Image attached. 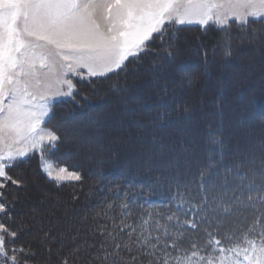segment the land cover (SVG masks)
Returning a JSON list of instances; mask_svg holds the SVG:
<instances>
[{"label": "snow or ice", "instance_id": "6c2138e0", "mask_svg": "<svg viewBox=\"0 0 264 264\" xmlns=\"http://www.w3.org/2000/svg\"><path fill=\"white\" fill-rule=\"evenodd\" d=\"M233 22L241 46L264 50V0H0V214L10 208L3 190L23 184L10 170L34 152L57 185L83 181L80 172L49 159L67 141L41 126L53 98L75 101L78 89L69 76L84 80L123 71L148 52L159 55L151 48L157 40L165 45L164 59L154 68H164L175 57L176 26L188 24L215 26L231 57ZM182 82L191 86L192 76L182 73ZM161 91L158 110L141 127L151 145L145 164L151 169L158 156L155 184L165 190L166 202L145 209L126 192L105 201L86 228L49 229L43 242H58L62 253L68 241L72 252L89 255L87 264H264V132L233 142L222 121L209 123L208 147L198 153L159 131L171 120L167 83ZM121 92L135 111L129 88ZM18 235L0 223V264H30L35 253L31 245H15Z\"/></svg>", "mask_w": 264, "mask_h": 264}, {"label": "trees", "instance_id": "16d2710c", "mask_svg": "<svg viewBox=\"0 0 264 264\" xmlns=\"http://www.w3.org/2000/svg\"><path fill=\"white\" fill-rule=\"evenodd\" d=\"M256 27V24H252ZM176 38L172 41L174 45L175 57L170 61L165 62V67L169 64L177 65L179 69H189L188 73L194 76V81L191 85L194 89H199L203 80L210 78H219L223 73L219 68H210L212 64H226L234 63L237 58L234 51L231 57L224 54V50L218 48L221 45L223 33L218 31L216 27L211 26L207 29L199 27H176ZM231 34L233 36V44L239 42L238 26L231 25ZM159 41H153L151 48L159 55H154L153 52H148L140 57L139 61L128 63L123 71L110 73L105 77L92 78L85 81H78L76 87L78 92L75 95V101L72 99H64L55 102L53 105L52 115L47 124L57 135L65 138V129L61 125V121L70 116H75L76 121H80L78 131H85L91 128L100 129L101 132L109 130L106 124L107 120L99 121L98 112L107 113L108 117L119 118L121 120L120 126L125 124L126 136L129 138L124 144L118 147L100 148L90 152V157L93 162L88 163L86 155L83 152L76 155L67 156L70 152L76 150V147L61 142L58 147L52 151L49 157L60 165H64L71 170L78 171L83 176L82 182H64L57 185L54 181L49 180L41 170L40 158L38 154H30L26 158L20 160L14 168L9 172L14 179L23 181L19 187L11 185L10 183L3 190L10 204L9 212L0 214V223H4L12 231H18L19 235L15 240L16 246L28 247L31 245L34 256L30 258V264H58L59 260L67 257L69 264H87L89 255L87 253H80L79 255L71 251L72 245L69 242L65 245L62 253L57 251V243L45 244L39 241H31L28 238L22 237L21 233L26 229L27 220L19 222L18 214H22L24 206L21 204L23 194L22 189H26L28 183V176L33 172L39 179L43 188L52 193L53 196L63 199L62 204L66 207L80 209L77 213H67L63 218L60 214L43 220V225H46V231L49 229L53 233L58 226L72 224L76 226L86 225L91 223V217L101 209L105 201H118L123 198L127 192L129 200L134 201L137 205H143L145 209H151L154 205H160L166 202L167 195L165 190L160 187L157 188L155 178L158 174L160 161L158 156H153L152 167L149 169L145 161L148 158L151 145L149 143L150 137L145 134L141 124L147 122L149 118L158 110L159 96L162 94L161 87L149 89L145 91L139 90V93L133 96V93L128 94V103L131 104L135 111L126 107L121 100L123 94L120 85L126 86L130 81L139 75L145 73L146 70L156 71L155 77L158 74H166L164 68H154V62H159L164 59L163 48ZM215 48L214 51L211 49ZM195 54V55H194ZM177 56V57H176ZM210 70H206V68ZM221 73V74H220ZM172 76V77H171ZM182 76V70L170 74L171 79L179 81ZM223 78V77H222ZM222 80V79H221ZM231 78H224L217 83L222 89H214L205 87V95L201 99H197L200 104L185 103L181 105L180 98L185 89L178 91L171 89L168 85V97L165 107L171 109V120L166 122V126L159 131L168 137L177 140L183 139L189 146L195 147L198 153H203L208 145L207 139L210 135L209 123L213 125L218 122H223L224 131L229 125L228 120H223L226 113H236L239 117L237 122L243 126L242 130L230 135L234 142L236 138L248 133L253 136H259L264 132V87L258 89L251 84L249 86H242L236 94V98L232 99L230 96L234 91L233 87L227 86ZM226 85V86H224ZM225 88H224V87ZM114 88L117 90L113 93ZM203 89V88H202ZM87 97L84 99L83 97ZM137 97L141 100L137 101ZM109 100L112 105L111 108L105 109L101 105ZM210 101V103H205ZM216 103H215V102ZM121 104L125 106L126 110H121ZM137 105H142L138 108ZM104 108V109H103ZM188 109L186 112L185 109ZM144 109V110H143ZM212 110V113L217 120H208L204 114L206 110ZM232 109L234 111H228ZM237 111V112H235ZM252 115L260 116L258 121H251L249 118ZM101 116V115H100ZM108 119V118H107ZM90 122V123H86ZM255 127H261L257 130ZM100 132V131H99ZM100 132V133H101ZM104 136V135H103ZM101 137L102 139L104 137ZM229 136V135H228ZM89 141V139H88ZM85 140V148L88 145ZM98 143H103L99 140ZM129 151L130 154H129ZM154 189H156L154 191ZM27 194V191L24 192ZM149 193H152L149 195ZM148 196L153 198L156 202L152 206L145 205L141 198ZM87 215V221L82 218ZM103 223V221H101ZM37 248L42 249V252H37ZM51 248V251H49Z\"/></svg>", "mask_w": 264, "mask_h": 264}, {"label": "rangeland", "instance_id": "374dc122", "mask_svg": "<svg viewBox=\"0 0 264 264\" xmlns=\"http://www.w3.org/2000/svg\"><path fill=\"white\" fill-rule=\"evenodd\" d=\"M232 24L237 25L235 22ZM184 26H190V27H199L204 29L202 26L198 24H188V25H180L176 27H184ZM215 27V26H214ZM239 37V36H238ZM218 48L223 49L220 45H218ZM215 48L211 49V51H214ZM224 50V49H223ZM233 51L236 55V59L234 60V63H231L229 65L226 64H212L210 68H219L221 73L223 75L221 76V79L224 78H231L229 82L227 81V86L233 87L234 91L231 93L232 99H235L237 96L236 94L239 92V88L242 86H249L251 84H254L256 89L259 87H264V50L260 49L259 47H250L247 45L241 46L239 42L236 44H233ZM224 52V51H223ZM195 55V54H194ZM177 57V56H176ZM177 61L175 62V65L169 64L168 67L164 68V72L166 74H158V77L154 79V76L156 75V71L153 70H146L145 73H140L139 75H135L133 79L130 81V83L126 86L129 88V92L133 93V96L137 95L139 93V90L147 91L149 89H155L156 87H161L164 83L169 84L170 88L175 90L178 94V91L181 89H185L186 91H183L180 103L181 105L185 103H194V104H200L197 99H201L203 95H205V87L218 89L217 83L219 81H222L219 77L218 78H210L203 80L201 83V87L199 89H194L191 86H188L185 82H182V76L179 77V81L176 79H171L170 74L173 75L174 72H177L178 70L182 73H188L189 69H193L195 67H190L189 69H179L177 65ZM210 68H206V70H210ZM81 71L87 72L86 69H82ZM220 73V74H221ZM110 74V73H109ZM190 74V73H189ZM108 75V74H107ZM192 76V75H191ZM223 77V78H222ZM68 78L73 79V83L76 85L78 81H85L92 78H98V77H91L84 80L79 79L78 77H72L69 76ZM192 80L194 81V76H192ZM251 83V84H250ZM135 85V87H133ZM120 89H123L125 86L120 85ZM226 86V85H224ZM223 86V87H224ZM203 88V89H202ZM225 88V87H224ZM219 89H222L219 87ZM218 89V90H219ZM117 90L114 88L113 93H116ZM64 99H71L69 97H55L51 100L50 106L51 109L53 108V105L55 102L62 101ZM141 100L137 97V101ZM215 102V101H214ZM205 103H210V101H205ZM216 103V102H215ZM106 110L111 108L112 105L110 104L109 100H105V103L101 105ZM142 105H137L138 108H141ZM121 110H126L125 106L121 104L119 106ZM103 108V109H104ZM53 110V109H52ZM144 110V109H143ZM234 111L232 109H228V111ZM237 112V111H235ZM99 114V121L107 120L106 124L107 127H109L107 131L101 132L100 129H103V125L100 129L97 130V128H91L87 129L85 131L79 132L78 125L80 121H76L75 116H70L69 118H65L61 121V125L65 129V143L71 144L76 147V150L73 152H70L69 154H66L67 156L76 155L78 153L83 152L84 155L87 157V162L91 163L93 162V159L90 157V152L93 150H97L100 148H111V147H118L129 138L126 136L125 132V124L123 126H120L121 120L119 118H112L108 117L107 113L98 112ZM206 115V118L208 120H217L216 117L212 113V110H206L204 113ZM52 115V111L49 113L47 117H45L44 122L42 123V127L46 130H52L54 131L50 126H48L47 122L50 119ZM101 115V116H100ZM108 118V119H107ZM238 116L236 113H226L223 117V120H228L230 123L226 127L227 135H234L235 132H239L242 130L243 126L240 125V123L237 122ZM260 116L252 115L250 116V120L253 122L258 121ZM76 122V123H75ZM90 123V122H86ZM257 130H261V127L258 126L255 127ZM262 129H264L262 127ZM101 133H100V132ZM248 133V132H247ZM104 135V136H103ZM104 137L103 139L101 137ZM89 139V141H88ZM85 140L88 141V145L83 148V145H85ZM99 140L103 141V143H98ZM21 145H17V147H20ZM131 151H129L130 154ZM32 154H38V152H34ZM26 158V157H25ZM24 159V158H23ZM49 159H51L49 157ZM22 160V159H21ZM52 160V159H51ZM54 161V160H52ZM55 162V161H54ZM56 167H66L64 165H60L55 162ZM70 171H74L69 169ZM43 172V171H42ZM44 173V172H43ZM46 176V174L44 173ZM47 177V176H46ZM28 183L26 189H22L21 192L23 194V198L21 200V204L24 206V211L22 214H18L19 222L23 220L29 219V222L25 225L27 228L22 231L21 236L30 239L31 241H39L40 243H43V233L46 232V225H43V220L46 218H50L55 216V213L60 214L63 218L66 217L67 213H77L80 209H74L71 207L63 206L62 201L63 199L55 197L50 193L48 190L43 188L39 182V179L35 176V174L32 172L30 176H28ZM27 191V194L24 192ZM141 201L144 202L145 205L152 206L155 204V200L153 198H150L148 196H144L141 198ZM68 216V215H67ZM69 225L72 224H66L62 226L55 225V228L58 231H64L67 230ZM85 227L86 225H81ZM69 242L65 241V245H67ZM59 245H57L58 248ZM43 250L40 248H37V252H42Z\"/></svg>", "mask_w": 264, "mask_h": 264}, {"label": "bare ground", "instance_id": "6f19581e", "mask_svg": "<svg viewBox=\"0 0 264 264\" xmlns=\"http://www.w3.org/2000/svg\"><path fill=\"white\" fill-rule=\"evenodd\" d=\"M76 123V122H75Z\"/></svg>", "mask_w": 264, "mask_h": 264}]
</instances>
